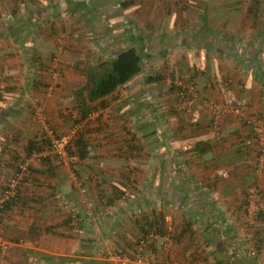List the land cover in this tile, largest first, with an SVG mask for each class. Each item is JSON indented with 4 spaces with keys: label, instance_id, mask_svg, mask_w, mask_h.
I'll list each match as a JSON object with an SVG mask.
<instances>
[{
    "label": "crops",
    "instance_id": "obj_1",
    "mask_svg": "<svg viewBox=\"0 0 264 264\" xmlns=\"http://www.w3.org/2000/svg\"><path fill=\"white\" fill-rule=\"evenodd\" d=\"M119 1L94 0V15L100 18L102 9L117 8L107 14L108 20L115 18L109 30L133 24L135 31L124 29L121 36L129 38L120 37L124 48L118 52L131 45L142 47L143 71L105 97L104 107L94 102L99 108L86 120L91 131L89 156L76 167L33 162L46 177H34L25 185L21 201L8 219L0 221V237L13 243L0 264H115L116 249L131 251L134 246L140 232L137 217H152L154 209L165 215L172 235L186 229L179 240L169 241L168 250L156 242L160 255L156 264H264V258L255 257L257 248L264 257V171L255 174L232 150L237 117H223L219 129L207 123L212 114L208 103L213 101L246 103L255 113L264 112V4L136 0L123 8ZM64 4L66 0H0V26L10 27L9 38L0 34L1 74H23L26 46L35 45L41 54L47 37L38 33V27L48 24L51 7ZM129 8L135 14L126 21L121 16L130 13ZM21 42H28L25 56ZM37 68L41 69L30 67L26 86H14L15 100L1 92L5 86L0 81V126L8 130L10 121L18 120L13 126L21 130L14 135L0 132V193L16 166L11 155L24 158L28 141L42 133L27 113L19 118L17 100L23 92L34 99L39 92L51 95L43 92L52 83L50 73ZM70 74L69 68L62 78L63 89L45 102L55 112L75 106V90L85 82L76 79L77 73ZM149 74L164 78L147 83ZM176 81L195 89L196 105L187 112L178 103ZM31 129L35 134L28 133ZM201 140L212 142L213 152L204 157L187 151ZM138 143L141 149L135 147ZM164 155L173 160H164ZM82 181L85 189L80 187ZM253 182L263 190L257 201L262 216L249 230L244 206ZM86 189V197L94 203L90 206L82 197ZM119 189L125 191L122 197ZM103 190L106 196L101 198ZM57 192L64 194L68 205L57 202ZM109 196L115 201L105 206Z\"/></svg>",
    "mask_w": 264,
    "mask_h": 264
},
{
    "label": "trees",
    "instance_id": "obj_2",
    "mask_svg": "<svg viewBox=\"0 0 264 264\" xmlns=\"http://www.w3.org/2000/svg\"><path fill=\"white\" fill-rule=\"evenodd\" d=\"M136 0H120L119 3L123 8H126L130 5H132ZM180 2L181 0H175ZM251 4H260L261 0H251ZM182 3V2H181ZM186 4V3H182ZM94 5V3H93ZM95 8V7H93ZM151 28V27H150ZM25 45V44H24ZM34 45V44H32ZM26 46V45H25ZM29 54L27 56H30L31 58V64L32 67L36 68L38 67L39 60L41 57V54L39 51L34 50L35 45L28 48ZM33 48V51H30L29 49ZM144 51L142 47H137L135 45L128 46L127 48L119 51L117 55L111 57L110 59L103 60L95 65L89 66L86 70V79L83 85H80L75 90V106L72 107L73 116H74V122H73V129L76 130L75 133L72 135L68 145H67V151L71 156H77L78 161L72 162L70 166L66 167H76L83 159L89 156V140L87 139V133H90V129L86 128V120L89 118L91 114L94 113L96 109L99 107L94 105V102L99 101V105L104 107L105 102L103 101L105 97L111 95L115 91H117L118 88L125 85L126 83L130 82L135 76L140 74L143 71V58H144ZM38 63V64H37ZM38 69V68H37ZM84 71V70H83ZM164 78L162 74H149L146 76V82L152 83L156 81H161ZM182 79V78H181ZM176 80V79H175ZM188 80V79H187ZM184 83V81H182ZM35 84V82H34ZM186 84V83H185ZM174 88L177 90V98L178 103L183 108V112H187V110H191L194 108L195 105L192 107H189L184 99L181 97V90L183 85H179V83L176 81L173 84ZM227 105V104H226ZM225 105V106H226ZM229 105V104H228ZM237 107L241 109L243 113L240 114H231L225 115V116H231L234 115V117H237L238 119V127L233 131L231 134V137H234V140L232 143L234 144L232 147V150L236 152L237 156L240 157V161L243 163H247L249 166H251L252 171L256 174L259 172L264 171V168L259 171L256 166L257 163H259V159L261 155L264 153V146L259 143V136L255 131V123L257 121H261L264 127V112L258 111V113H255L252 111V105L250 104H239V105H231L230 107ZM76 114V115H75ZM225 114V113H224ZM223 115V114H222ZM221 115V117H222ZM220 117V118H221ZM222 119H219V124L217 127L214 126V116L211 115L208 123L209 128L219 129V125L221 124ZM168 122L165 123L166 126H168ZM54 130V129H53ZM55 132V130H54ZM55 135L61 137V134L55 133ZM50 140L47 137L46 133L44 136L36 137L34 139H30L28 141V145L25 151V157L21 158L19 155L13 154L12 159L16 161L15 169L11 175L10 178L6 181V184L3 185L1 193H0V221L4 219H8L9 211H11L17 203L21 201L22 197V188L27 185L30 181L34 180L38 177H46V171L44 170H38L35 169L33 166V162H35L37 159L40 160L42 163H52L55 161V163H58L60 165H63L62 159H60L56 155L52 154H46V155H38L39 153H42L46 146L49 144ZM140 142V141H139ZM142 143H138L137 146H135L138 149L142 148ZM219 146V145H218ZM215 149V145L212 144L210 141H197L194 146H191V148L187 151L196 152L198 156H208L213 150ZM169 150V149H167ZM168 154V152H166ZM164 160L171 161V155H164ZM169 157V158H168ZM197 158V157H196ZM213 162H218L217 159H215V156H212ZM26 165V167H25ZM26 171H25V168ZM25 171V172H24ZM24 172V175L20 179V183L17 185L16 191L13 195H10L9 197H6V191L9 188V183L12 178L17 177L18 175L22 174ZM49 172V171H48ZM18 174V175H17ZM254 175V174H253ZM80 187L85 189L84 182H80ZM249 192L248 197L246 199V203L244 206L245 209V220L247 227L249 230H251L253 227L256 226L257 222L260 220L262 216V210L261 206L257 202L260 198V195L262 196L263 190L259 185H257L255 182H253L249 186ZM119 197H122L124 195V190H120ZM87 189L83 192V200L85 199V203H93V201L89 200L88 197H86L84 194H86ZM59 193L60 196H57V202H61L62 205L65 207L68 205L67 200H64V194L61 192ZM106 196L105 191L103 190L100 193V197L104 198ZM118 196V195H117ZM117 197L116 199H118ZM90 201V202H89ZM115 199L112 196H109L107 199V202H104L105 206H109L113 204ZM251 202H254L257 205V216L251 215L249 212V205ZM84 203V202H83ZM91 203V204H92ZM94 204V203H93ZM59 205V203H58ZM103 205V206H104ZM104 206V207H105ZM93 207V205L91 206ZM71 211L75 212L74 215L77 214V209H75V206H71ZM95 208V207H94ZM138 227H139V234L136 235L134 246L131 251L127 250L125 247H120V249H116L113 253L115 256H128L130 258H135L138 250L139 245L141 244L142 240L146 241V247L144 248L145 252L148 254H154L157 256L156 252L158 249L156 248V242L159 241V239L166 240L167 245H169V241L172 240H179V237L182 236V233L185 232L186 229L182 230V232L176 236L172 235L170 232H168V229L166 228V222H165V215L163 213L156 212V209L152 210V217L149 215H144L142 218H138ZM150 234L156 235V237H149ZM174 236V237H173ZM174 240V241H175ZM257 242V240H256ZM8 243H11L8 241ZM12 247H13V243ZM162 245V243H161ZM7 250L10 251L12 249ZM165 250V247L162 248ZM255 257L258 259H262V251L261 249L257 248L255 249ZM159 257L156 258V262H158Z\"/></svg>",
    "mask_w": 264,
    "mask_h": 264
},
{
    "label": "rangeland",
    "instance_id": "obj_3",
    "mask_svg": "<svg viewBox=\"0 0 264 264\" xmlns=\"http://www.w3.org/2000/svg\"><path fill=\"white\" fill-rule=\"evenodd\" d=\"M55 1L56 3H58L59 1L61 2L62 0H55ZM77 1H78V6L75 5V0H66V4H64L63 6L60 5L59 7L55 5L54 8L51 7L49 10L50 16H49L48 24L46 26L43 25V26L38 27V33L42 34L44 37L46 36L47 42L49 41V44L45 42L43 46H41L42 48L41 57L39 60V64L37 63L38 67L41 69H37V70L38 71L46 70L47 72L50 73V79L52 83L47 85L49 86L47 87L48 91L43 89V92H45V94L50 92L51 95L48 94L47 96V95H44L42 92H39L37 95V99H34V98H31V96L29 95L27 96L23 92L21 93V96H19V98L17 99V100H20L18 101V104L21 106L20 107L21 113L19 115V118L26 115L25 113H27L28 115L27 117L31 119V124H34V123L35 125L37 124L40 132H42L41 134H39L40 137L45 135L47 128H50V129L53 128L55 130V133L61 134L62 136L68 135L69 137H72L73 135L72 134L73 132L71 133V130L73 129L72 128L73 122H74V116L72 114L73 112H71L72 106L66 109L64 108L58 109L57 110L58 112L57 111L55 112V110L53 111L54 109L53 107H50L47 105V103H45L46 101H49V98H51V96L56 95V93L61 90L60 88L63 89V85L61 84L62 78L67 77V72L69 71V68L71 70L70 76H74L78 74L76 76V79L77 80L79 79V82L85 81L84 79H86V70L88 69L89 66L95 65L103 60L110 59L111 57L114 56V54L118 52L119 48L120 49L124 48L122 46L123 44L120 43L121 42L120 37H126V36H121L122 34H124L123 33L124 29L128 28L131 31H135L133 24L131 22H130L131 24H127V25L121 24L122 22H119L121 25L114 26L112 27L111 31L109 30L110 29L109 22L114 21L115 18L111 17V20L110 19L108 20L107 18L109 15L107 14L109 13V11L110 12L118 11L117 8L111 9L109 11L102 9L100 18H98L94 15V11H93L94 0H85V2H83L84 0H77ZM247 1L249 3H252L251 0H247ZM261 1H262L261 3L264 4V0H261ZM176 2L178 3V1ZM181 2L188 3L189 0H181L179 3ZM128 11L130 13H128L127 15L125 14L121 16V18L124 17L123 19H126V21H127V17L130 16L131 13L135 14L134 13L135 11L132 12L131 8H129L127 12ZM6 17L7 15L5 16V18ZM97 21L104 25H102V27H100L99 25H95V24H98ZM141 27L143 28V26H140L139 28ZM9 28L5 27V25L0 26V34L2 33L5 35L6 38H9L8 34L10 33H9V30H7ZM10 31L12 32L11 29ZM128 38L129 36L126 37L125 39H128ZM7 41H10V40H7ZM26 43L28 44V42L20 43L22 44V47H23L22 48L23 50L21 51L23 53V56L26 55L25 54L26 50H24L25 49L24 46L27 45ZM10 45H12L11 42H10ZM179 48L176 50L177 52H179ZM17 50L19 49L17 48ZM66 54H68V56H66ZM25 57H27V60L24 59L26 62L22 69L23 74L15 75V74H11V72L10 73L7 72L6 74L5 71H4L5 74L0 73V81L5 86L4 88L5 90L2 89L4 91H1V92L7 93V95L9 96L7 97L8 100H11V101L15 100L14 94H13L14 86L16 85L19 86L20 83H23L21 87L26 86V80L28 77V73L32 72V70H29L30 67L32 66L31 58H29L28 56H25ZM76 65L78 69H76L75 67ZM64 71L66 73H64ZM14 73H20V71L18 72L16 71ZM35 73L36 72H34V74ZM79 76L81 77L84 76L83 77L84 79H82L81 77L79 78ZM80 85H83V84H80ZM71 92H73V90ZM22 96H25V97L22 98ZM74 97H75V94H74ZM70 99H73V97L70 96ZM215 103L218 105H226V103L224 104L217 103L216 101L209 102L208 106H209V109L211 110V113H212L211 115L216 114L214 111H218V110H215V107H216V105H214ZM219 113L223 114L222 117L219 119H223L226 113L225 114L222 112H219ZM15 121H18V120L10 121V124L12 125H10V127L7 126L6 129L8 130L4 129L5 127L4 125L0 126V132L9 131V134H12V135H14V133H17L18 130H20V128L19 127L16 128L13 126V125H16V123H18ZM26 122L28 121L26 120ZM24 132L25 131H22V134H24ZM28 133L35 134V131L31 129ZM4 134L6 135V133ZM17 141L19 142L20 140L18 139ZM84 195L86 196V194ZM90 204L91 203H89V206ZM4 241L5 240H3L0 237V243L1 242L3 243ZM164 243H166L165 238L159 239L158 244L160 245L161 248H164ZM165 248L169 249L168 245ZM4 253H7V250H4L0 246V260L3 259L2 255H5ZM159 256L160 255L157 254L156 257H159ZM114 261L120 264L118 260H114Z\"/></svg>",
    "mask_w": 264,
    "mask_h": 264
},
{
    "label": "built area",
    "instance_id": "obj_4",
    "mask_svg": "<svg viewBox=\"0 0 264 264\" xmlns=\"http://www.w3.org/2000/svg\"><path fill=\"white\" fill-rule=\"evenodd\" d=\"M183 85L182 86V90H181V97L184 99V101L186 102V104L189 107H192L195 105L196 102V92L195 89L192 85L189 84H185L182 82H179V85ZM216 105L215 110L218 111H214L216 114H213L214 116V126L217 127L219 124V118L221 117L222 114H220L219 112L222 113H231V114H240L243 113L241 111V109L239 108V106L237 107H230L231 105H218V104H214ZM262 122L261 121H257L255 123V131L259 136V143L262 144L264 146V127L262 126ZM76 130L72 129L71 133L74 134ZM46 135L49 138L50 142L49 144L46 146V148L44 149V151L42 153H39L38 155L35 156H40L42 155H46V154H52V155H56L58 156L60 159H62L63 164L65 166H70L71 163L73 162H77L78 161V157L77 156H71L68 153V149H67V145L71 139V137H69L68 135H63L61 137L55 135V132L53 130V128H47L46 130ZM69 137V138H68ZM26 167V165H25ZM24 167V168H25ZM256 168L261 171L264 168V153L261 155L260 159H259V163H257ZM26 171V168H25ZM24 171V172H25ZM24 172L20 175H18L15 178H12L10 180L9 183V188L6 191V197H9L10 195H13L16 191L17 185L20 183V179L22 178V176L24 175ZM1 202V201H0ZM249 212L250 214L257 216V204L254 202H251L249 205ZM149 237H156V235L150 234L148 236ZM1 248H3L4 250H8L12 247L11 243L8 242H1L0 243ZM167 246V243H164V247ZM146 247V241L142 240L141 244L139 245V250L135 256V258H130L128 256H115L114 260H118L120 262V264H156V256L154 254H148L147 252H145L144 248Z\"/></svg>",
    "mask_w": 264,
    "mask_h": 264
}]
</instances>
